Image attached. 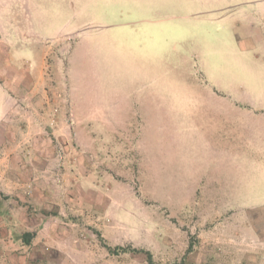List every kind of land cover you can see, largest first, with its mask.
I'll list each match as a JSON object with an SVG mask.
<instances>
[{"label": "rangeland", "instance_id": "374dc122", "mask_svg": "<svg viewBox=\"0 0 264 264\" xmlns=\"http://www.w3.org/2000/svg\"><path fill=\"white\" fill-rule=\"evenodd\" d=\"M146 251L264 264V0H0V264Z\"/></svg>", "mask_w": 264, "mask_h": 264}, {"label": "trees", "instance_id": "16d2710c", "mask_svg": "<svg viewBox=\"0 0 264 264\" xmlns=\"http://www.w3.org/2000/svg\"><path fill=\"white\" fill-rule=\"evenodd\" d=\"M33 236H34V232H25L22 234V238H23V241L25 243H29ZM107 247L111 251V248L109 246H107ZM116 249H119L120 251H126L127 250L124 246H116ZM133 250L136 251L138 249L133 248ZM146 254H147V260L149 261V264H155L153 259H152L150 252L146 251Z\"/></svg>", "mask_w": 264, "mask_h": 264}, {"label": "crops", "instance_id": "0c3cea01", "mask_svg": "<svg viewBox=\"0 0 264 264\" xmlns=\"http://www.w3.org/2000/svg\"><path fill=\"white\" fill-rule=\"evenodd\" d=\"M37 54H44V52L42 50H40Z\"/></svg>", "mask_w": 264, "mask_h": 264}]
</instances>
